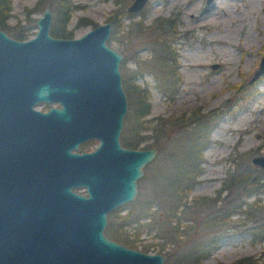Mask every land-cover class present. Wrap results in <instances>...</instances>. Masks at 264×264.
Listing matches in <instances>:
<instances>
[{
    "label": "water",
    "instance_id": "95a60500",
    "mask_svg": "<svg viewBox=\"0 0 264 264\" xmlns=\"http://www.w3.org/2000/svg\"><path fill=\"white\" fill-rule=\"evenodd\" d=\"M147 2L133 0L127 12ZM50 22L46 7L34 38L15 41L0 31V264H164L163 254L104 234L107 214L136 198L142 168L156 156L120 145L127 102L123 56L105 44L111 23L57 40L48 35ZM262 76L264 55L249 83ZM54 100L63 108H32ZM89 138L100 140L96 151L71 152ZM251 162L264 171V156Z\"/></svg>",
    "mask_w": 264,
    "mask_h": 264
},
{
    "label": "rangeland",
    "instance_id": "374dc122",
    "mask_svg": "<svg viewBox=\"0 0 264 264\" xmlns=\"http://www.w3.org/2000/svg\"><path fill=\"white\" fill-rule=\"evenodd\" d=\"M132 2L71 0L73 9L68 28L73 37H80L93 27L112 24L108 45L123 56L120 62L123 74L129 82L146 88L150 94V114L141 120V125L146 128L141 134L149 138L142 146L154 140L151 137V134L157 135L154 127L158 132L161 129L163 139L166 134L172 137L170 147L183 144L182 136L187 134L181 129L183 125L166 127V119L180 115L187 117L193 110L214 112L210 144L203 151V171L190 197L217 198L222 183L232 175L250 176L255 178L257 186H264V175L260 180L257 175L261 168L251 162L255 156H264V76L249 83L264 55V0H212L210 3L207 0H149L140 12L128 13L127 8ZM59 5V0H12L7 27L21 21L20 25L24 26L26 10L36 8L29 16L34 20L32 36L36 32L35 21L43 10L49 7L56 14ZM253 5L255 13H247L241 18ZM208 13L215 14V20H208ZM220 19L223 22H218ZM171 20L177 34L170 39L174 40L172 47L179 55L177 72L181 78L172 101L162 94L156 73L151 69L155 56L162 54L156 36L165 30L157 28ZM199 21L208 24L197 27ZM252 37L257 40L251 42ZM168 38L167 35L159 37L161 41ZM126 126L124 123V138L132 133ZM165 153L157 149L156 158L145 166L143 177L137 181L136 198L119 208L122 210L120 215L137 207L149 205L154 210L157 204L162 208L167 205L164 181L155 178L161 171L164 163L161 156ZM241 184L237 196L229 197L226 191L222 192L220 199L223 202L217 210L221 208L219 214H227L239 203L257 201V206L249 209V215L255 218L251 221L242 214L230 213L227 228H217L209 217L214 213L212 208L203 211L193 208L184 212L180 221L183 226H190V231L187 237L180 239L177 247L166 248L165 251L176 253L172 256L163 254L164 264H167V258L171 264H185L182 256L188 255L191 247L212 237L217 239V245L200 264H234L246 258H251L254 264H264V191L243 196L244 182ZM255 188L256 185L247 187L253 192ZM246 208L242 206L241 211ZM149 219L145 217L141 221ZM152 234L144 231L141 235L143 243L154 242L156 245L160 241Z\"/></svg>",
    "mask_w": 264,
    "mask_h": 264
},
{
    "label": "trees",
    "instance_id": "16d2710c",
    "mask_svg": "<svg viewBox=\"0 0 264 264\" xmlns=\"http://www.w3.org/2000/svg\"><path fill=\"white\" fill-rule=\"evenodd\" d=\"M118 2V1H117ZM116 2V3H117ZM60 10L56 16V25L54 29V34L57 36L66 35L65 32L66 24L72 13L73 4L71 0H59ZM12 0H0V25L2 21L9 16L11 11ZM35 9L26 10L27 18L26 24L20 26L19 36L21 39L28 35L30 26L34 22L29 16L35 13ZM125 13V10H121ZM2 14L4 16H2ZM164 29L165 32L160 33L156 36L159 42V50L162 54L155 56L154 62L152 64V71L156 73L159 80V89L162 94L170 101L174 100L177 88L180 84L181 78L177 72L178 68V58L179 55L176 49L172 47V39L170 37L175 36L176 25L174 21H167L163 25L157 28V30ZM169 37L164 41H161L159 37L161 36ZM110 42V39L109 41ZM122 65L120 66V71L122 73V85L128 98L129 111L127 116L124 118V123L126 127H129L132 131V136L127 138L123 137V143L126 147L130 149L142 148H152L156 147L159 152L166 153L161 156L164 160L163 165H161V171L157 175V181H164V191H166V203L167 205L162 208L161 204H157L156 208L153 210L152 206H145L143 208L137 209L136 212L130 209L124 214L120 215L121 209L116 210L108 214V223L104 230L105 235L125 247L140 250L145 253L155 252L158 254H165L170 256L174 255L176 252L173 251L169 253L166 250L167 247L175 248L179 244L180 239L187 237L190 226H183L181 223L180 216L184 212L192 211L193 208H198L204 210L207 208H212L214 213L211 217L214 227L217 228H227L229 217L232 213L242 214L247 219L252 221L253 218L250 214L249 209L257 206V201L252 203H239L236 209L229 213H220L217 208L221 207L220 197L222 192L226 191L227 196H233L244 182V192L243 196H249L250 194H259L260 191H264L263 184H255V178L245 175H232L229 179H225L221 185V189L218 191L217 198H212L208 196L203 197H190V192L193 187L198 183L199 177L202 174L203 168L202 163L204 161L203 151L210 144L209 134L212 129V121L215 120L214 112L201 113L200 110H193L187 117L180 115L179 117L172 116L166 119V127L173 128L174 126H182L181 129L185 131L183 138V144H174L170 140L172 137L165 135L164 139L162 134H160L161 129L158 130L156 127L153 131L157 134H151L154 139L152 143L142 146L143 142L149 137L142 136L143 131L146 130L141 125V120L150 114V94L146 88L141 87L135 83L129 82L122 72ZM158 74V75H157ZM165 125V124H164ZM158 127H162L158 125ZM190 128L189 130H187ZM125 134V132H124ZM123 134V136H124ZM258 180L264 175V171L260 169L258 171ZM248 184V186H247ZM255 191H249L247 187L255 186ZM235 196V198H236ZM225 199V198H224ZM247 207L246 210L241 211V207ZM133 208V207H131ZM216 211V212H215ZM231 213V214H230ZM145 217L150 219L147 222H142L141 220ZM119 220V222L117 221ZM249 220V221H250ZM144 231L149 234L153 233L154 239H160V241L154 245V242L143 243L141 235ZM217 245V239L212 237L207 241H202L197 246L191 247L188 255L182 256L181 260H186L185 264H200V261L208 257L211 253L212 248ZM189 259V260H188ZM167 264H171V261H167ZM255 262V261H254ZM234 264H254L251 258H246L239 260Z\"/></svg>",
    "mask_w": 264,
    "mask_h": 264
},
{
    "label": "flooded vegetation",
    "instance_id": "af4514ba",
    "mask_svg": "<svg viewBox=\"0 0 264 264\" xmlns=\"http://www.w3.org/2000/svg\"><path fill=\"white\" fill-rule=\"evenodd\" d=\"M44 11V10H43ZM51 12V11H50ZM42 14H43V12L41 13V16L39 17V18H41L42 17ZM56 16H57V13L56 14H54V13H52L51 12V22H50V25H49V29H48V35L51 37V38H54V39H57V40H76V39H80V38H82L85 34H87L88 32H90V31H93L95 28H97V27H99V26H101V25H103V24H101V25H98V26H96V27H93L91 30H89L88 32H86V33H84L82 36H80V37H73V35H72V31L68 28V25H69V22H70V19H71V15H70V18H69V20H68V22H67V24H66V27H65V32H67L66 33V35H63V36H57V35H55L53 32H54V29H57V28H55V25H56ZM39 18L35 21L36 22V24H35V28H36V32H35V34L34 35H32L31 36V34H30V32H32V30H31V28H32V25L30 26V30H29V32H28V35L26 36V37H24L23 39H21V37L19 36V31H20V24H21V22H19L18 24H16V25H14V26H12V27H10V28H8L7 26H8V20L10 19V14H9V16L5 19V21H2V25H0V31H2V32H4L10 39H12V40H15V41H20V42H23V41H27V40H30V39H32V38H34L35 36H36V34H37V32H38V26H37V21L39 20ZM24 24H26V20L24 19L23 20V25ZM92 24V23H91ZM90 24V25H91ZM111 29H112V24H111ZM110 35H111V31H110V34H109V37H108V39L106 40V42H105V44L109 47V48H111L109 45H108V41H109V39H110ZM112 49V48H111ZM115 51V50H114ZM117 52V51H116ZM119 53V52H118ZM119 71H120V65H119ZM120 74H121V84H122V78H123V76H122V73H121V71H120ZM122 88H123V85H122ZM123 90H124V88H123ZM124 93H125V90H124ZM125 96H126V102H127V110H126V114H125V116H127V114H128V111H129V102H128V98H127V95H126V93H125ZM63 103L62 102H60V101H58V100H54V101H40V102H37L35 105H33V109L35 110V111H39L40 113H48V112H50L51 110H60V109H62L63 108ZM125 116H124V118H125ZM124 118H123V124H122V128H121V133H120V136H119V142H120V145H121V147H123V148H126V149H130V148H128V147H126L125 145H124V143H123V131H124ZM3 128V131H4V133L6 134V127L4 126V127H2ZM10 128H15V126L14 125H12ZM132 134V133H131ZM131 134H129L128 136H132ZM57 136V138H59V136L58 135H56ZM62 138L63 139H65V135H64V133H63V135H62ZM100 140L99 139H97V138H89V139H87V140H85L84 142H81V143H79L78 144V148L77 149H72L71 150V152L72 153H77V154H82V153H90V152H94V151H96L97 149H98V147H99V145H100ZM91 147V148H90ZM147 149H155L156 150V156H157V149L156 148H147ZM147 149H145V148H142V147H139V148H137V149H132V150H147ZM156 156H155V158H156ZM154 158V159H155ZM153 159V160H154ZM153 160L151 161V162H153ZM150 162V163H151ZM150 163H148V164H150ZM148 164H146V165H148ZM145 165V166H146ZM145 166L142 168L143 169V175H144V168H145ZM143 175H142V177H143ZM142 177H140L139 179H141ZM138 179V180H139ZM137 180V181H138ZM137 181H136V183H137ZM79 190H84L85 192L84 193H80V191ZM71 191H73L74 193H77V194H80V195H83V196H87L88 195V193H87V189L85 188V187H72L71 188ZM133 201V200H132ZM132 201H130V202H132ZM126 203H129V202H126ZM126 203H123V204H121V205H119L118 207H116L114 210H112L111 212H114V211H116V210H119V208H122V205H125ZM111 212H109V213H111ZM108 213V214H109ZM108 214H107V223H108ZM106 226H107V224H106ZM106 228V227H105ZM105 230V229H104ZM105 234V233H104ZM108 238V237H107ZM114 241V240H113ZM116 242V241H115ZM118 243V242H117ZM120 244V243H119ZM122 245V244H121ZM136 250V249H135ZM140 251V250H139ZM142 252V251H141Z\"/></svg>",
    "mask_w": 264,
    "mask_h": 264
},
{
    "label": "bare ground",
    "instance_id": "6f19581e",
    "mask_svg": "<svg viewBox=\"0 0 264 264\" xmlns=\"http://www.w3.org/2000/svg\"><path fill=\"white\" fill-rule=\"evenodd\" d=\"M262 12H263V14H264V8L262 9ZM247 13L249 14V15H252L253 13H255V8H254V5L251 7V9H250V11H248V12H245V14L243 15V16H241V18L242 17H245L246 15H247ZM215 14H211V13H208V20H215V16H214ZM218 22H223V19H220ZM242 23V22H241ZM208 23H206V21H199V23L197 24V27H201V26H206ZM257 39L255 38V37H252V41L251 42H255ZM251 44V43H250Z\"/></svg>",
    "mask_w": 264,
    "mask_h": 264
}]
</instances>
